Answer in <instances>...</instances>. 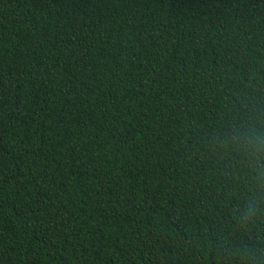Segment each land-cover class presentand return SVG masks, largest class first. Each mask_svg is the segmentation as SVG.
I'll return each instance as SVG.
<instances>
[{"label":"trees","instance_id":"1","mask_svg":"<svg viewBox=\"0 0 264 264\" xmlns=\"http://www.w3.org/2000/svg\"><path fill=\"white\" fill-rule=\"evenodd\" d=\"M250 117L264 0H0V264H264Z\"/></svg>","mask_w":264,"mask_h":264},{"label":"clouds","instance_id":"2","mask_svg":"<svg viewBox=\"0 0 264 264\" xmlns=\"http://www.w3.org/2000/svg\"><path fill=\"white\" fill-rule=\"evenodd\" d=\"M214 139V146L223 150L228 160L247 169L248 193L242 205L233 209V215L240 228L251 227L264 215V126L250 117L234 123Z\"/></svg>","mask_w":264,"mask_h":264}]
</instances>
